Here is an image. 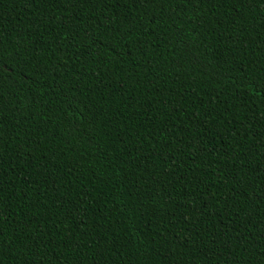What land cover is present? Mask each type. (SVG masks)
Listing matches in <instances>:
<instances>
[{
    "label": "trees",
    "instance_id": "16d2710c",
    "mask_svg": "<svg viewBox=\"0 0 264 264\" xmlns=\"http://www.w3.org/2000/svg\"><path fill=\"white\" fill-rule=\"evenodd\" d=\"M0 264H264V0H0Z\"/></svg>",
    "mask_w": 264,
    "mask_h": 264
},
{
    "label": "snow or ice",
    "instance_id": "6c2138e0",
    "mask_svg": "<svg viewBox=\"0 0 264 264\" xmlns=\"http://www.w3.org/2000/svg\"><path fill=\"white\" fill-rule=\"evenodd\" d=\"M7 70H8V66L6 62L2 58H0V73H3Z\"/></svg>",
    "mask_w": 264,
    "mask_h": 264
}]
</instances>
